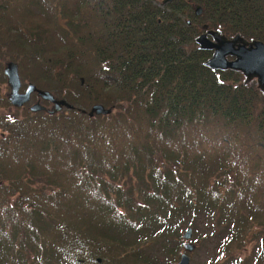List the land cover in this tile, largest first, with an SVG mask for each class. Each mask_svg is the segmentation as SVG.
Segmentation results:
<instances>
[{
    "label": "trees",
    "instance_id": "trees-1",
    "mask_svg": "<svg viewBox=\"0 0 264 264\" xmlns=\"http://www.w3.org/2000/svg\"><path fill=\"white\" fill-rule=\"evenodd\" d=\"M157 2L0 0V83L13 61L74 106L0 116V264H171L153 244L208 218L223 255L256 239L217 264H264V93L194 42H264V0Z\"/></svg>",
    "mask_w": 264,
    "mask_h": 264
},
{
    "label": "water",
    "instance_id": "water-1",
    "mask_svg": "<svg viewBox=\"0 0 264 264\" xmlns=\"http://www.w3.org/2000/svg\"><path fill=\"white\" fill-rule=\"evenodd\" d=\"M171 1V0H163ZM194 15L199 16L201 9L194 7ZM188 23V21H187ZM202 32L194 38L197 47L204 50H210V56L203 62L204 66L211 70L230 69L238 71L245 82L255 81L256 88L264 93V42L260 40H246L239 34L227 37L219 30L208 28L206 24L201 26ZM3 74L6 78V84L9 88L7 94L8 102L14 107H20L27 103L30 94L35 93L37 101L29 105L28 110L31 113L45 112L48 115L58 113L61 109H73L74 106L62 98H56L49 91L39 89L31 82L26 83L22 92L18 74L17 64L8 61L4 64ZM40 100L46 101L51 108H46L40 103ZM88 117L94 115H107L112 111V107H104L102 104H93L88 109H76ZM191 237V228L186 227L182 233V248L189 252L193 249V244L188 242ZM189 257L185 253L179 255L175 264H188Z\"/></svg>",
    "mask_w": 264,
    "mask_h": 264
},
{
    "label": "rangeland",
    "instance_id": "rangeland-1",
    "mask_svg": "<svg viewBox=\"0 0 264 264\" xmlns=\"http://www.w3.org/2000/svg\"><path fill=\"white\" fill-rule=\"evenodd\" d=\"M157 3H160L161 0H157ZM9 60L2 59L1 60V65L3 66L5 62H8ZM21 80V90L24 88L26 83L28 82L27 80ZM9 88L6 84V81L4 79V82L0 83V96L3 98H6V95L8 94ZM36 95H33L31 97V100L23 106V108H16L11 106L9 103L2 104L0 105V116L4 117L6 119H11V118H21L23 112L27 110V107L32 104L33 102L36 101ZM40 103L45 105L47 108H51V106L40 100ZM66 109H61L59 113H65ZM114 111V109H112ZM1 132V130H0ZM48 193L53 192L52 189H47ZM12 201V199H10ZM190 225H183L180 229L179 232V237H180V249L176 250L175 253L176 255L169 256L165 255V250L162 249L160 246H156V244H153L154 246V251L151 250L152 254L154 256H157V259H169L167 260L168 262L170 261L171 264H175L176 261L179 258V255L183 252L187 254L189 257V262L188 264H217L219 262L224 261L223 259L228 256L232 255L234 258H239V259H246L249 257L254 250V245L256 242L255 236H252V234H248L245 238V242L242 243L237 249L231 250L228 255H223L220 250V244L217 240V233L218 230L216 227H214V219L213 218H208V219H200L196 221V227L193 228L191 227V237L188 240L191 244H193V249L189 252L184 251L182 248V243L184 242L182 239V233L185 230V228ZM258 228H254L252 233L257 231ZM160 261V260H159ZM161 262V261H160Z\"/></svg>",
    "mask_w": 264,
    "mask_h": 264
},
{
    "label": "flooded vegetation",
    "instance_id": "flooded-vegetation-1",
    "mask_svg": "<svg viewBox=\"0 0 264 264\" xmlns=\"http://www.w3.org/2000/svg\"><path fill=\"white\" fill-rule=\"evenodd\" d=\"M165 2H169V1H165ZM165 2H163V0H161L160 3L162 4V3H165ZM200 29H201V28H200ZM201 32H202V31H201ZM201 32H200V33H201ZM5 63H6V62H5ZM3 67H4V65H3ZM2 72H3V69H2ZM5 81H6V78H5ZM24 88H25V86H24ZM24 88L21 90V86H20L19 91L22 92V91L24 90ZM33 95H36V94H35V93H31V94H30V99H29V101L31 100V97H32ZM36 97H37V96H36ZM6 100H7V95H6ZM29 101H28V102H29ZM36 101H37V98H36ZM36 101H35V102H36ZM28 102H27V103H28ZM43 102H45V101H43ZM27 103H24L22 106H20V107H16V108H23V106H24L25 104H27ZM46 103H48V102H46ZM9 104H10V103H9ZM48 104H49V103H48ZM10 105H11V104H10ZM49 105H50V104H49ZM11 106H12V105H11ZM44 106H45V105H44ZM50 106H51V105H50ZM13 107H14V106H13ZM28 107H29V106H28ZM28 107H27V110H28ZM45 107H46V106H45ZM46 108H47V107H46ZM28 111H29V110H28ZM0 135H2L1 132H0Z\"/></svg>",
    "mask_w": 264,
    "mask_h": 264
},
{
    "label": "bare ground",
    "instance_id": "bare-ground-1",
    "mask_svg": "<svg viewBox=\"0 0 264 264\" xmlns=\"http://www.w3.org/2000/svg\"><path fill=\"white\" fill-rule=\"evenodd\" d=\"M223 34V33H222ZM227 36V35H226ZM228 37V36H227ZM252 81V80H251ZM250 82V81H249Z\"/></svg>",
    "mask_w": 264,
    "mask_h": 264
}]
</instances>
